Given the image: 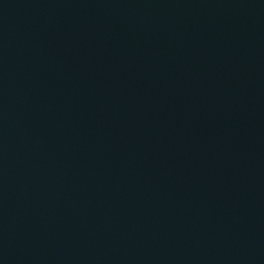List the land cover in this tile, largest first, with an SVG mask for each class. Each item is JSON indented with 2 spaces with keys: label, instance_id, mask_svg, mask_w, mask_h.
<instances>
[{
  "label": "water",
  "instance_id": "obj_1",
  "mask_svg": "<svg viewBox=\"0 0 264 264\" xmlns=\"http://www.w3.org/2000/svg\"><path fill=\"white\" fill-rule=\"evenodd\" d=\"M0 264H264V0H0Z\"/></svg>",
  "mask_w": 264,
  "mask_h": 264
}]
</instances>
